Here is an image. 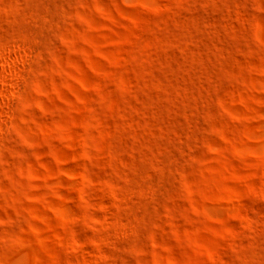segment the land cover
<instances>
[{
  "label": "rangeland",
  "instance_id": "374dc122",
  "mask_svg": "<svg viewBox=\"0 0 264 264\" xmlns=\"http://www.w3.org/2000/svg\"><path fill=\"white\" fill-rule=\"evenodd\" d=\"M146 2L0 0V261L264 264V0Z\"/></svg>",
  "mask_w": 264,
  "mask_h": 264
},
{
  "label": "clouds",
  "instance_id": "9594fccd",
  "mask_svg": "<svg viewBox=\"0 0 264 264\" xmlns=\"http://www.w3.org/2000/svg\"><path fill=\"white\" fill-rule=\"evenodd\" d=\"M143 6L149 10L158 11L160 13H163V12L171 11L177 5H176L175 0H168L167 3H157V0H147L146 4ZM260 11L264 12V8H261ZM34 91L36 92L37 96H45L46 95V93L40 91V86L38 84L34 86ZM35 106L40 108L41 113H43L45 115L50 114V113L46 112L45 109L43 107H41L39 103H37ZM25 107H32V105H25ZM63 139L70 141L71 137L66 136ZM22 142L24 143V145L26 147H29V148H39L41 146V142L32 143V144H29L27 140H24ZM42 143L47 144L48 142L43 141ZM63 148L68 149V152L71 153V155H59L58 156V158L56 159L57 168H56V171L54 173V177L55 176L64 177L69 181H73V180L78 179L82 183V188L95 187L96 184H101L102 187L105 189L108 188V186H109L108 180L106 178H104L103 176H101L100 179H97V175H96L97 170H100L101 172H103V168H104V166L100 163L101 157L98 155L99 149H97L94 145H91V144L84 145L83 146V152L88 153V155L81 156L80 154L75 153V150L70 143H63ZM32 155L35 157L36 161H39L41 159V156L37 155L36 153H33ZM81 158L86 162V165L82 169V173H79L78 176L69 175L67 172L60 170V167H59L60 165L67 164L69 162H76L77 160H80ZM40 166L44 167L43 165H40ZM56 187L57 188H63L64 185L57 184ZM32 219H36V217H32ZM6 223H7L6 220L0 221V224H6ZM41 223H43V221H41ZM93 223L98 224L99 222L96 221ZM29 228H31V225H29ZM33 231H35V229H33ZM92 232H93V237H96L99 232L107 233V230L103 229V228L97 229L94 227L92 229ZM112 235L113 234H111V233L107 234V236H112ZM105 238H107V237H100V240H103ZM115 239L119 240L120 237L116 236ZM88 242L92 243L96 247L97 255L99 257L96 260H92L90 262V264H100V260H103L105 258L103 256V254L100 253V251H99L100 247H101L100 241L97 239H91ZM0 243H3V241L0 240ZM73 245H75V241H73ZM79 247H82V245H75V247H70L67 250V253H66V256L64 259L52 260L51 264H89V262H87V261H74V260L68 258L70 256V254L72 252L76 251V249ZM113 247H114V245H113ZM156 247H157V245H155V244L152 245L153 249H155ZM165 251H167V249H165ZM136 254L138 256H144L145 255V253H143V252H137ZM0 264H7V261H0ZM33 264H40V262L38 259H34ZM137 264H161V262L155 258V254L153 253L152 259H150V260L149 259L138 260ZM167 264H172V261H168Z\"/></svg>",
  "mask_w": 264,
  "mask_h": 264
}]
</instances>
